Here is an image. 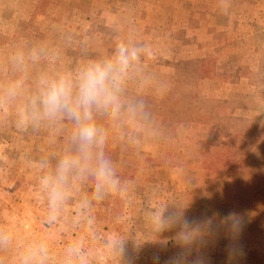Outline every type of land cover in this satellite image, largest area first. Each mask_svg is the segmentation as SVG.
<instances>
[{"label": "rangeland", "instance_id": "374dc122", "mask_svg": "<svg viewBox=\"0 0 264 264\" xmlns=\"http://www.w3.org/2000/svg\"><path fill=\"white\" fill-rule=\"evenodd\" d=\"M226 3L223 16L221 0H0V81L14 78L8 57L18 48L43 46L58 60L51 67H74L84 59L83 49L89 56L107 53L117 33L134 34L151 43L157 57L145 62L130 86L156 89L149 105L155 123L163 118L170 123L164 138L150 141L138 154L122 151L119 142L114 149L109 144L120 175L131 182L129 195L127 201L112 197L94 208L91 231L86 217L76 223V200L88 193V184L75 186L70 206L56 223L45 222L39 172L32 162L58 151L64 143L60 135L49 130L22 133L0 125V227L14 236V243L0 250L4 264H15L23 246L45 239L52 248L51 264H60L65 247L77 238L84 239L90 264H120L107 246L116 234L127 239L129 254L135 252L136 239L144 241L135 264H165L178 250L172 239L176 230L155 240L145 218L150 204L164 203L187 206L190 219L214 218L217 223L229 212L238 213L243 230L234 241L236 255L229 259V239L220 229L207 237L202 249L207 264H264L263 186L244 174L238 161L229 162L230 151L237 156L247 150L246 129L264 134V102L235 96L251 85L264 98V0ZM47 67L46 62L33 65L30 74ZM223 84H229L228 97L210 101L225 92L220 90ZM202 96L210 97L206 101ZM197 98L200 124L190 127L175 120L176 110ZM240 106L255 107L257 116L236 112ZM234 113L247 117H228ZM240 126L246 129L240 131ZM69 130L66 126L63 135ZM165 238L163 250L159 241Z\"/></svg>", "mask_w": 264, "mask_h": 264}, {"label": "clouds", "instance_id": "9594fccd", "mask_svg": "<svg viewBox=\"0 0 264 264\" xmlns=\"http://www.w3.org/2000/svg\"><path fill=\"white\" fill-rule=\"evenodd\" d=\"M221 5L227 13L226 0H221ZM117 35L107 53L89 56L83 49L84 59L74 67H51L58 60L43 46L18 48L8 57L14 78L0 81V125H11L22 133L55 131L64 141L58 151L32 162L39 172L37 185L45 201L46 223L54 224L63 216L77 184H88V193L76 200V223L86 217L91 231L94 208L112 197L127 201L129 195L131 182L120 175L108 153L109 144L119 142L122 151L138 154L150 141L164 138L145 99L129 98L130 85L137 81L145 62L155 60L157 53L151 43L134 34ZM41 62L50 67L30 74V67ZM66 126L70 130L64 136ZM186 207L164 203L150 204L146 209V223L155 240L166 231L176 230L172 239L178 250L165 264H207L202 249L207 237L220 229L229 239V259L236 255L234 241L243 230L238 213L229 212L217 223L214 218H188ZM126 241L116 234L107 246L120 264H135L144 241L136 239L134 254L128 253ZM13 243L14 236L0 227V250ZM159 243L161 249H167V238ZM52 255L50 242L39 240L23 246L15 264H51ZM154 260L158 262L159 256ZM0 264H4L2 257ZM60 264H90L84 239L67 244Z\"/></svg>", "mask_w": 264, "mask_h": 264}, {"label": "crops", "instance_id": "0c3cea01", "mask_svg": "<svg viewBox=\"0 0 264 264\" xmlns=\"http://www.w3.org/2000/svg\"><path fill=\"white\" fill-rule=\"evenodd\" d=\"M220 15L225 16V13L222 12V14H220ZM251 27L255 28V24H252ZM254 35H255V33H254ZM193 47H194V50L196 48H198V46H196V45H192L191 46L192 49H193ZM196 50H198V49H196ZM262 50H263V47L261 46L259 48H255L254 51L256 52V54H261ZM165 73H168V72H165ZM227 87H229V84H225V85L223 84V87L220 90H225V92L222 91V94H217L215 96H212V98L214 100H210V101H215V100L220 101V99L227 98L228 97V88ZM246 89H247V87L242 92H239L240 94H238V92H237L236 95H235L236 99H240L241 96H245V97L246 96H252V97L254 96L255 100H254L253 103L258 104L260 102H264L263 101L264 98H262V94L257 90V88L255 86L253 87V86L250 85V89L248 90V92H247ZM129 91L132 93V96L129 97L130 99L133 98V97H136V96H142L145 99L146 102H147V100H150L149 102H147L148 106L151 105V101L154 100V98L156 97L155 96L156 95V92H155L156 89H153L150 86H146V87L143 86L142 88H134V87L130 86ZM229 94H230V92H229ZM221 95H223V98H222ZM209 97L210 96H207V98H206L205 96H202V97H199V98L208 101ZM199 98H197L198 100L196 99V103L192 102V104L190 106H187L186 108L180 106L175 112V115H174L175 120L178 119V122H179V120L182 119L183 122L182 123L179 122V123L182 124V125L190 126V127L191 126H195V125H199L200 123H198V122H200V120H198V118H197V115L199 114L198 110L200 109L199 108V104H198ZM215 98H219V99H215ZM247 99H249V98H247ZM245 101H246V98H245ZM220 102H222V101H220ZM222 110L225 111V110H228V109L222 108ZM241 111H243V112L248 111V112L254 113L256 115V112L259 111V110L256 109L255 107L244 108V107H241V106L238 107V109H236V112H241ZM234 116L235 117H239V118L247 117L246 115H243V114H240V113L239 114H236V113L230 114L228 117H234ZM156 124L161 128L163 133L165 132L164 131L165 128L169 127V125H170V123L168 122V119H164V118L160 122H158ZM109 147L111 149H114V148H116V144L115 145L114 144H110ZM150 152H147V153H150ZM162 156L165 157V155H162Z\"/></svg>", "mask_w": 264, "mask_h": 264}, {"label": "trees", "instance_id": "16d2710c", "mask_svg": "<svg viewBox=\"0 0 264 264\" xmlns=\"http://www.w3.org/2000/svg\"><path fill=\"white\" fill-rule=\"evenodd\" d=\"M240 128H242V130L240 131H243L246 129L243 126H240ZM238 134L236 136H238ZM244 134L247 137L246 138V141L248 144L246 148L247 150L245 151V153L237 155V156H236V153H234L233 151H230L231 153L229 152V154L231 156L229 158V162L230 163L233 162L232 164H235L237 162H234V161H238L240 170L244 174L252 175L254 178L258 179L260 181L258 183L263 186L261 189L262 191H264V185H263L264 183V134L262 133V131H258V130L252 131L250 129H246ZM235 137L232 138V140L236 139ZM226 142H227L226 144V148H227L228 144L231 142V137H229V139Z\"/></svg>", "mask_w": 264, "mask_h": 264}]
</instances>
